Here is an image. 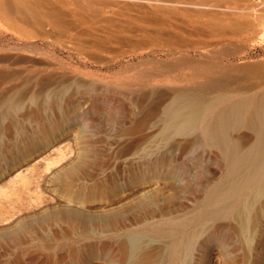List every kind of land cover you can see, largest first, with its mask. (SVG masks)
Masks as SVG:
<instances>
[{"label":"rangeland","instance_id":"1","mask_svg":"<svg viewBox=\"0 0 264 264\" xmlns=\"http://www.w3.org/2000/svg\"><path fill=\"white\" fill-rule=\"evenodd\" d=\"M198 1L0 0V264H169L158 238L124 258L122 233L191 212L226 167L164 107L264 89V0ZM249 221L215 218L186 264H264V192Z\"/></svg>","mask_w":264,"mask_h":264},{"label":"bare ground","instance_id":"2","mask_svg":"<svg viewBox=\"0 0 264 264\" xmlns=\"http://www.w3.org/2000/svg\"><path fill=\"white\" fill-rule=\"evenodd\" d=\"M161 1L172 5L156 6V9L166 8L183 15L204 13L201 9L189 10L178 5L188 2L198 4V0ZM180 90L164 107L165 130H187L200 125L206 139L215 144L225 159L226 172L206 186L203 198L191 212L184 216L171 215L151 230L124 231L121 235L124 258L129 255L134 260L139 257L147 239L158 238L164 245L162 257L169 264H186L197 237L220 215H231L239 223L241 234L246 235L249 211L254 200L264 192V89L256 95L242 97L230 96L228 92L227 95H218V92L214 98L208 97L210 99H202L204 96L195 94L193 90L194 93L188 92V89ZM201 90L198 92L202 93ZM205 90L203 93H206ZM241 126H247L255 133V138L247 147L231 137L230 130Z\"/></svg>","mask_w":264,"mask_h":264},{"label":"built area","instance_id":"3","mask_svg":"<svg viewBox=\"0 0 264 264\" xmlns=\"http://www.w3.org/2000/svg\"><path fill=\"white\" fill-rule=\"evenodd\" d=\"M258 3H262V1L261 0H256ZM264 43V37L263 38H257L255 41H253L252 43H251V48L252 49H256L257 47H259L260 45H262Z\"/></svg>","mask_w":264,"mask_h":264}]
</instances>
